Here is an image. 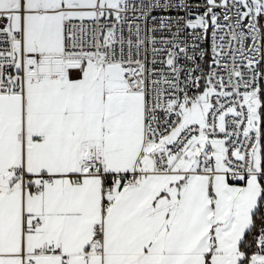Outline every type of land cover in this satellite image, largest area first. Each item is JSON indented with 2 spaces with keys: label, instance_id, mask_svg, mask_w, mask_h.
Listing matches in <instances>:
<instances>
[{
  "label": "snow or ice",
  "instance_id": "snow-or-ice-1",
  "mask_svg": "<svg viewBox=\"0 0 264 264\" xmlns=\"http://www.w3.org/2000/svg\"><path fill=\"white\" fill-rule=\"evenodd\" d=\"M0 264H264V0H0Z\"/></svg>",
  "mask_w": 264,
  "mask_h": 264
}]
</instances>
